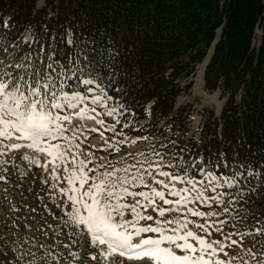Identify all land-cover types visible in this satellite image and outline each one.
<instances>
[{"label": "snow or ice", "instance_id": "6c2138e0", "mask_svg": "<svg viewBox=\"0 0 264 264\" xmlns=\"http://www.w3.org/2000/svg\"><path fill=\"white\" fill-rule=\"evenodd\" d=\"M48 35L0 19V264H264V149L205 158L149 131L110 44ZM32 168L39 220L8 192Z\"/></svg>", "mask_w": 264, "mask_h": 264}, {"label": "trees", "instance_id": "16d2710c", "mask_svg": "<svg viewBox=\"0 0 264 264\" xmlns=\"http://www.w3.org/2000/svg\"><path fill=\"white\" fill-rule=\"evenodd\" d=\"M44 1L38 8V0H0V19H9L20 30H46L49 41L59 42L71 30L74 39L89 36L110 44L118 86L123 89L121 99L135 113L129 119L147 125L151 132L165 130L166 136L205 158L223 154L230 160L235 153L237 160L250 157L254 165L262 158L264 0ZM257 26L262 31L259 47L253 46ZM219 28L222 33L204 80L208 91L223 88L228 98L221 115L209 113L199 139H194L188 137L189 107L176 108V101L191 88L182 80L204 60ZM27 187L19 189L20 198L9 187V198L14 204L36 208L39 220L47 213L36 197L44 196L47 185L34 177ZM0 203L7 201L0 198ZM249 208L264 213V190L252 196Z\"/></svg>", "mask_w": 264, "mask_h": 264}, {"label": "rangeland", "instance_id": "374dc122", "mask_svg": "<svg viewBox=\"0 0 264 264\" xmlns=\"http://www.w3.org/2000/svg\"><path fill=\"white\" fill-rule=\"evenodd\" d=\"M44 4V0H39L37 3L39 8H42ZM260 40L261 29L259 26H257L255 30L253 45L258 47L260 45ZM199 64L197 65L196 70L192 75L182 80L183 85L191 83L192 86L188 91L182 93L176 101V108H179L181 106L189 107L191 114L189 117L188 137H193L194 139H199L203 122L209 115V113L214 112L217 117L220 116L222 108L228 98V94L224 93L223 88H219L213 92L208 91L205 87L204 78L203 84L196 82L197 68ZM237 100H240V95L237 96ZM106 119L108 122L111 121V118ZM105 135H108V133H105ZM96 136H98V134H96ZM17 163H19V161H17ZM34 177H41V172L39 171V169L32 168L31 171L28 172V176L25 177L22 181V187L28 189L27 185H29L31 179H33ZM19 189L20 188H16L14 186L10 187V190L13 191L18 197ZM76 249L77 251L79 250V243L76 246Z\"/></svg>", "mask_w": 264, "mask_h": 264}, {"label": "bare ground", "instance_id": "6f19581e", "mask_svg": "<svg viewBox=\"0 0 264 264\" xmlns=\"http://www.w3.org/2000/svg\"><path fill=\"white\" fill-rule=\"evenodd\" d=\"M220 34H221V30L218 29L217 34H216V38L213 41V43H217V41L219 40ZM261 35H262V31H261ZM213 51H214V45L210 48V50L208 51L204 60L199 64V66L197 68V77H196L197 83L203 84L204 71H205L207 64L210 61V58L212 57Z\"/></svg>", "mask_w": 264, "mask_h": 264}]
</instances>
